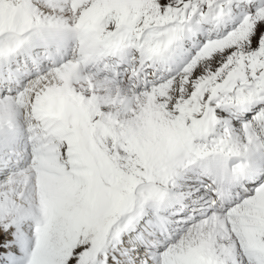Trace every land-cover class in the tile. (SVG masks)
I'll list each match as a JSON object with an SVG mask.
<instances>
[{
	"label": "snow or ice",
	"instance_id": "snow-or-ice-1",
	"mask_svg": "<svg viewBox=\"0 0 264 264\" xmlns=\"http://www.w3.org/2000/svg\"><path fill=\"white\" fill-rule=\"evenodd\" d=\"M0 264H264V0H0Z\"/></svg>",
	"mask_w": 264,
	"mask_h": 264
}]
</instances>
